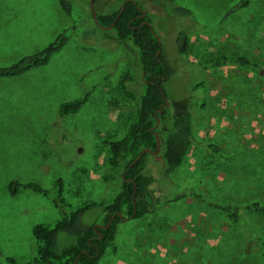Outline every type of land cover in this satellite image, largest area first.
I'll list each match as a JSON object with an SVG mask.
<instances>
[{
    "label": "rangeland",
    "instance_id": "rangeland-1",
    "mask_svg": "<svg viewBox=\"0 0 264 264\" xmlns=\"http://www.w3.org/2000/svg\"><path fill=\"white\" fill-rule=\"evenodd\" d=\"M71 1L68 16L59 0H0V64L43 49L70 28L68 43L48 64L0 79V264H9L6 256L25 262L36 250L33 226L59 217L51 196L28 189L12 195V180L34 181L55 194L61 178L71 208L111 198L121 185L123 170L107 166L110 150L102 141L122 135L133 119L135 102L118 83L132 62L141 83L138 49L96 25L91 0ZM139 1L177 69L166 85L169 102L187 107L191 96L208 102L204 111L195 109L196 140L174 182H163L166 196L194 188L209 201L186 196L151 215L124 216L121 246L116 253L107 250L98 264H263L258 251L243 255L250 229L234 226L210 201L264 204V78L240 66L200 71L192 65L220 54L264 63V0L227 16L239 0H175L202 25L189 40L188 59L176 64V35L186 21L170 2ZM123 2L97 0L94 6L97 13L111 14ZM196 82L204 86L194 90ZM86 94L80 111L60 115L61 103ZM162 155L160 147L147 158L156 179L164 169ZM98 214L93 210L85 221L92 223ZM250 223L264 237V214L253 212Z\"/></svg>",
    "mask_w": 264,
    "mask_h": 264
},
{
    "label": "trees",
    "instance_id": "trees-1",
    "mask_svg": "<svg viewBox=\"0 0 264 264\" xmlns=\"http://www.w3.org/2000/svg\"><path fill=\"white\" fill-rule=\"evenodd\" d=\"M124 1L126 3L116 12L98 13V21L95 20L99 27L110 26L109 32L117 42L133 44L138 49V60L142 67L139 85L136 78V66L133 62L122 74L118 83L123 96L135 102L133 119L128 122L127 129L122 135L107 136L102 141L110 150L107 166L113 171L123 170L121 185L111 198L88 201L71 208L66 201L65 186L61 178L57 180L55 194H51L49 190L34 181L12 180L9 183L12 195L28 189L44 196H51L59 210V217L53 224L44 222L35 224L32 228L36 243L35 253L25 262L6 256L9 264H98L107 250L110 249L116 253L121 246V241L118 243L117 239L121 234L120 224L124 216L138 219L151 215L162 204L180 201L186 196L208 200L194 188L175 192L170 198L166 196L167 188L164 184L166 180L169 183L174 182L176 173L186 166L187 158L196 140L195 109L200 111L207 109V99L204 97L196 102L197 98L191 96L187 107H176L170 102L166 105L168 99L166 85L177 69L172 64L165 45L152 31L153 26L145 23L147 20L152 23L151 16L148 13L145 17L140 16L143 14L140 10L142 7L140 1ZM163 1L173 4L174 14L186 21L183 23V30L176 35L178 52V61L174 60L176 64L180 58L188 59L189 40L191 36L199 33L196 27L201 24L195 20L189 8L175 4V0ZM254 1L256 0H239L226 16L250 6ZM59 3L68 16L73 15L74 5L71 0H59ZM69 38L70 28L68 27L43 49L26 54L10 64H0V79L18 77L34 68L48 64L53 56L64 48ZM230 65L244 67L264 78V63L243 55L220 54L206 62L197 65L194 63L192 66L203 71L209 67L217 69ZM203 86L204 82H196L194 90ZM88 100L89 94H86L84 97L61 103L60 115L64 117L77 113ZM158 119L160 124L156 127ZM157 136L161 139L164 160V169L162 167V176L160 174L159 179L150 172L151 162L147 158L152 152L146 151L147 149L156 150ZM206 147L214 153H221V148L215 144H207ZM143 151H145L143 155L136 161ZM210 202L213 207L223 212L234 226L240 227V230L242 227L252 230H245L250 239L243 247V255L258 251L257 254L264 264V237L258 235L250 223L253 212L264 214V204L261 201L251 204ZM95 209L99 210V214L92 223H87L86 216ZM0 255H2L1 250Z\"/></svg>",
    "mask_w": 264,
    "mask_h": 264
},
{
    "label": "water",
    "instance_id": "water-1",
    "mask_svg": "<svg viewBox=\"0 0 264 264\" xmlns=\"http://www.w3.org/2000/svg\"><path fill=\"white\" fill-rule=\"evenodd\" d=\"M125 3H126V1H125ZM91 5H92V9H93V12H94V16H95V20L96 21H98V19H97V16H98V13H97V11H96V9H95V6H94V0H91ZM146 11H143V15L142 16H146ZM145 23H147V24H149V25H152L151 23H150V21H145ZM104 28H110V26L109 27H105V26H103ZM151 29H152V31L155 33V35L159 38V36L157 35V33L155 32V30H154V27H151ZM160 39V38H159ZM166 105H169V100L167 99V102H166ZM159 124H160V120L158 119V123H157V126L156 127H158L159 126ZM160 147H161V139H160V136H157V148H156V150L155 151H152L151 149H147L146 151H148V152H152V153H157L158 151H159V149H160ZM145 151H143V152H141V154L136 158V161L143 155V153H144ZM119 213V212H118ZM135 213H136V210H135ZM120 215L122 216V214L120 213ZM115 216H116V214L112 217V220L115 218ZM111 220V221H112ZM111 221L109 222V223H111Z\"/></svg>",
    "mask_w": 264,
    "mask_h": 264
},
{
    "label": "flooded vegetation",
    "instance_id": "flooded-vegetation-1",
    "mask_svg": "<svg viewBox=\"0 0 264 264\" xmlns=\"http://www.w3.org/2000/svg\"><path fill=\"white\" fill-rule=\"evenodd\" d=\"M123 4H125V1L123 2ZM123 4H122V6H123ZM140 10H141V11H145L143 7H140ZM146 13H147V12H146ZM142 15H143V14H141L140 16H142ZM143 17H145V16H143Z\"/></svg>",
    "mask_w": 264,
    "mask_h": 264
},
{
    "label": "crops",
    "instance_id": "crops-1",
    "mask_svg": "<svg viewBox=\"0 0 264 264\" xmlns=\"http://www.w3.org/2000/svg\"><path fill=\"white\" fill-rule=\"evenodd\" d=\"M100 262V261H99Z\"/></svg>",
    "mask_w": 264,
    "mask_h": 264
}]
</instances>
